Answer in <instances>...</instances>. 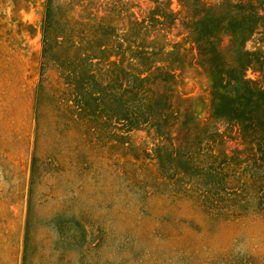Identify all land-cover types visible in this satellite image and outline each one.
Wrapping results in <instances>:
<instances>
[{"label": "rangeland", "instance_id": "obj_1", "mask_svg": "<svg viewBox=\"0 0 264 264\" xmlns=\"http://www.w3.org/2000/svg\"><path fill=\"white\" fill-rule=\"evenodd\" d=\"M253 86L264 0H0V264H264Z\"/></svg>", "mask_w": 264, "mask_h": 264}, {"label": "trees", "instance_id": "obj_2", "mask_svg": "<svg viewBox=\"0 0 264 264\" xmlns=\"http://www.w3.org/2000/svg\"><path fill=\"white\" fill-rule=\"evenodd\" d=\"M245 49H242V51L243 52H247V50L246 51H244ZM250 54V53H249ZM248 54V55H249ZM244 73H242V76L240 77V78H237V79H234V78H231L230 80V82L231 83H233V85H234V87L236 88V89H242V91L243 90H245L246 89V87L247 86H244L245 84H244V82H243V79H244ZM250 82V81H249ZM244 87H245V89H244ZM249 92H257V93H259V94H264V86H253V88H250L249 90H248ZM216 104V103H215ZM246 117H248V115L246 114L245 115ZM248 119V118H247ZM236 122L240 125V127L239 128H244V118H242L241 117V119H236Z\"/></svg>", "mask_w": 264, "mask_h": 264}]
</instances>
